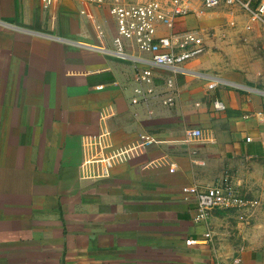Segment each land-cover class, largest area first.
I'll use <instances>...</instances> for the list:
<instances>
[{
  "label": "crops",
  "instance_id": "obj_1",
  "mask_svg": "<svg viewBox=\"0 0 264 264\" xmlns=\"http://www.w3.org/2000/svg\"><path fill=\"white\" fill-rule=\"evenodd\" d=\"M77 10L0 0V264H264V86L220 70L205 37L174 76L173 107L133 106L134 63L104 52L112 20L89 11L106 19L100 36ZM194 17L175 31L197 28ZM152 72L165 90L169 73ZM103 131L122 158L106 179L82 166ZM224 175L248 207L194 223L181 187Z\"/></svg>",
  "mask_w": 264,
  "mask_h": 264
},
{
  "label": "built area",
  "instance_id": "obj_2",
  "mask_svg": "<svg viewBox=\"0 0 264 264\" xmlns=\"http://www.w3.org/2000/svg\"><path fill=\"white\" fill-rule=\"evenodd\" d=\"M78 8V14L87 16L89 11L107 13L112 20L116 38L115 49L104 51L120 61H132L137 76L132 87L130 103L149 109L158 101L162 107L175 105L178 91L174 88V76L183 71V66L207 51L206 39L197 28L175 31V25L190 15L199 16L205 11L224 9L243 11L253 24H262L264 29V0H68ZM43 10L50 9L57 0H40ZM206 13V12H205ZM99 35L103 32L97 25ZM166 31V33L161 32ZM145 64V65H144ZM152 67L169 73L165 79V90L159 92L154 84ZM211 84L210 87H214ZM215 111L223 112L226 106L221 101L213 103ZM190 138L201 133L189 130ZM142 148L151 144L148 135H142ZM82 166H96V176L109 177L111 170L121 162L120 150H113L109 133L103 131L94 142L86 146ZM184 200L196 204L193 222L204 223L213 211H231L247 208L249 201L237 190L229 175L205 188L183 186L180 189ZM205 237L210 239V234ZM186 241V245H191Z\"/></svg>",
  "mask_w": 264,
  "mask_h": 264
},
{
  "label": "rangeland",
  "instance_id": "obj_3",
  "mask_svg": "<svg viewBox=\"0 0 264 264\" xmlns=\"http://www.w3.org/2000/svg\"><path fill=\"white\" fill-rule=\"evenodd\" d=\"M205 12L194 17V23L203 37L211 42L210 52L220 60L216 59L214 63L223 72L225 70L226 73L235 75L238 81L263 87V25L250 23L248 16L238 9L233 12L224 9ZM83 19L92 27L100 23L106 28V19H99L93 14ZM96 31L99 35V30ZM113 48L115 49L114 43Z\"/></svg>",
  "mask_w": 264,
  "mask_h": 264
}]
</instances>
